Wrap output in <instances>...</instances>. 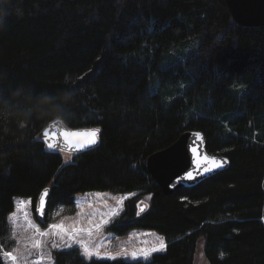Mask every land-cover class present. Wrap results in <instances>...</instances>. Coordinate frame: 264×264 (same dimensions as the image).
Segmentation results:
<instances>
[{
  "label": "trees",
  "instance_id": "trees-1",
  "mask_svg": "<svg viewBox=\"0 0 264 264\" xmlns=\"http://www.w3.org/2000/svg\"><path fill=\"white\" fill-rule=\"evenodd\" d=\"M61 93L72 103L53 118ZM58 120L99 129V144L48 149ZM189 131L231 166L167 197L147 160ZM45 189L43 229L82 195L141 193L146 211L128 203L108 231L167 244L148 262L73 249L55 264H194L200 240L208 264H264V27L236 24L226 0H0V264L14 200L36 206Z\"/></svg>",
  "mask_w": 264,
  "mask_h": 264
},
{
  "label": "rangeland",
  "instance_id": "rangeland-1",
  "mask_svg": "<svg viewBox=\"0 0 264 264\" xmlns=\"http://www.w3.org/2000/svg\"><path fill=\"white\" fill-rule=\"evenodd\" d=\"M148 201L149 199L142 197L141 193L131 195L88 193L76 199L73 211L64 208L55 210L52 223L43 229L36 221V206L33 201L15 199L14 213L8 218L10 239L14 243L9 252L17 255L18 260L13 262L2 255L3 263L55 264L56 252L73 249H77L80 256L88 262L94 259L148 262L155 254L165 252L167 244L163 237L150 231H134L119 237L108 231L109 227L124 215L128 203L134 205L139 212L144 207L145 212ZM52 225H62L63 230L53 228ZM37 241L40 242L39 247L35 246ZM77 241L85 242L94 254L90 258L87 257L84 248ZM161 242L165 245L164 249L152 251L153 248H159ZM53 244L57 247H53ZM204 248L205 243L200 240L194 264H208L204 258ZM145 251L150 255L145 257L143 255Z\"/></svg>",
  "mask_w": 264,
  "mask_h": 264
},
{
  "label": "water",
  "instance_id": "water-1",
  "mask_svg": "<svg viewBox=\"0 0 264 264\" xmlns=\"http://www.w3.org/2000/svg\"><path fill=\"white\" fill-rule=\"evenodd\" d=\"M226 1L236 24L244 28L264 27V0ZM93 130L96 129L72 130L58 120L45 128L40 137L46 146V141L57 145L50 150L64 154H79L94 149L99 144L100 130L97 133L95 144L80 149L76 148L75 144L86 142L90 137L87 135L70 137L69 139L73 141L70 145L59 134L64 131L84 134ZM45 131L49 132L48 137L44 136ZM53 133L56 134L55 137L52 135ZM230 166V161L227 158L214 156L208 152L204 134L196 131L185 132L173 146L147 160L149 174L167 197H172L181 190L196 188L208 179L228 171ZM189 172L192 174L191 178L188 177ZM49 194L50 189H45L36 200V218L39 220L43 219L46 214ZM42 197L44 198L43 206L40 204ZM141 209L139 213L143 214L145 208Z\"/></svg>",
  "mask_w": 264,
  "mask_h": 264
},
{
  "label": "snow or ice",
  "instance_id": "snow-or-ice-1",
  "mask_svg": "<svg viewBox=\"0 0 264 264\" xmlns=\"http://www.w3.org/2000/svg\"><path fill=\"white\" fill-rule=\"evenodd\" d=\"M99 132V129H96V130H93L92 132L90 133H79V132H67V131H64V132H61L59 135L62 136L65 140V142L69 143L70 145L73 143L72 140H70L69 138L70 137H78V136H81V135H87L88 137H90L86 142H78L75 144V147L80 149V148H84L86 147L87 145H91V144H95L96 143V139H97V133ZM54 137L56 136L55 133L52 134ZM44 136L45 137H48L49 136V132L48 131H45L44 132ZM47 143V147L49 149H53L55 147H57L56 144H53L51 142H48L46 141ZM193 151H195V149H193ZM70 158V157H69ZM192 174L189 172L188 173V177L191 178ZM40 204L41 206H43L44 204V198L42 197L41 198V201H40ZM143 210V209H141ZM53 228H60L63 230V226L62 225H52ZM99 227V226H97ZM41 235H47V233H41ZM61 239H63V237H61ZM70 239H74L73 237H70ZM78 243L81 244V246L84 248V253L87 257H91L94 253L89 249L88 245L83 242V241H77ZM36 247H39L40 246V242L37 241L36 242ZM70 246V245H69ZM53 247H57L56 244H53ZM165 247V245L163 244V242H161L159 248H153L152 251H158V250H163ZM3 255L7 258H9L10 260H12L13 262L17 261L18 260V256L17 255H14L13 252H4ZM135 255V254H133ZM143 255L145 257H147L148 255H150V253L148 251H145L143 253ZM112 259H115V257H111Z\"/></svg>",
  "mask_w": 264,
  "mask_h": 264
},
{
  "label": "clouds",
  "instance_id": "clouds-1",
  "mask_svg": "<svg viewBox=\"0 0 264 264\" xmlns=\"http://www.w3.org/2000/svg\"><path fill=\"white\" fill-rule=\"evenodd\" d=\"M47 99L51 100L52 97H46ZM57 100V107H59L61 109L60 112H50L49 114H51L53 116V118H55L57 115L63 116V108L67 105H70L72 103V96L70 93H61L58 95V97H56Z\"/></svg>",
  "mask_w": 264,
  "mask_h": 264
}]
</instances>
